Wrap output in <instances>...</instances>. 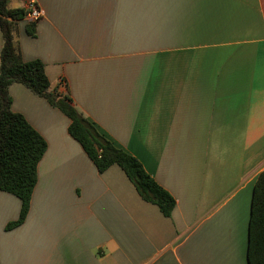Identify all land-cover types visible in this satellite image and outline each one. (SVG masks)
<instances>
[{
	"label": "crops",
	"instance_id": "0c3cea01",
	"mask_svg": "<svg viewBox=\"0 0 264 264\" xmlns=\"http://www.w3.org/2000/svg\"><path fill=\"white\" fill-rule=\"evenodd\" d=\"M35 1V35L26 18L12 31L21 58L40 60L175 205L165 217L119 166L98 172L69 119L13 83L11 110L46 151L10 230L20 200L0 191V264H249L252 239L264 248V223L249 232L264 171V0Z\"/></svg>",
	"mask_w": 264,
	"mask_h": 264
},
{
	"label": "trees",
	"instance_id": "16d2710c",
	"mask_svg": "<svg viewBox=\"0 0 264 264\" xmlns=\"http://www.w3.org/2000/svg\"><path fill=\"white\" fill-rule=\"evenodd\" d=\"M9 0H0V191L20 200L18 218L8 223L5 230L19 226L26 218L32 191L37 180V165L46 151L45 140L28 124L24 117L11 110L8 88L18 83L33 95L44 98L52 107L68 119V133L84 150L98 172L112 165L119 166L134 186L140 198L158 207L165 217H170L174 208L173 197L144 170L132 155L115 147L107 138L85 119L72 105V99L64 87H52L38 60L24 61L13 41L15 22L24 18L23 9H10ZM26 33L35 35V23L26 25ZM264 207V171L254 181L250 216V239L264 223L261 216ZM249 264H260L264 248H253V239L248 252Z\"/></svg>",
	"mask_w": 264,
	"mask_h": 264
},
{
	"label": "built area",
	"instance_id": "2783aa9c",
	"mask_svg": "<svg viewBox=\"0 0 264 264\" xmlns=\"http://www.w3.org/2000/svg\"><path fill=\"white\" fill-rule=\"evenodd\" d=\"M24 18H26L29 23H37L43 16V10L38 6L35 0H26L24 4ZM61 90L64 89L65 85L60 81Z\"/></svg>",
	"mask_w": 264,
	"mask_h": 264
}]
</instances>
